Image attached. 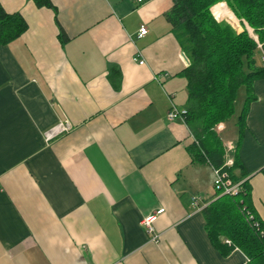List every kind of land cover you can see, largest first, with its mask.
Segmentation results:
<instances>
[{"label": "crops", "instance_id": "0c3cea01", "mask_svg": "<svg viewBox=\"0 0 264 264\" xmlns=\"http://www.w3.org/2000/svg\"><path fill=\"white\" fill-rule=\"evenodd\" d=\"M50 1L56 11L0 0L27 23L0 46V264H247L211 243L213 169L193 155L187 124L166 118L187 99L188 59L165 17L173 1ZM253 95L238 182L264 219V79Z\"/></svg>", "mask_w": 264, "mask_h": 264}, {"label": "trees", "instance_id": "16d2710c", "mask_svg": "<svg viewBox=\"0 0 264 264\" xmlns=\"http://www.w3.org/2000/svg\"><path fill=\"white\" fill-rule=\"evenodd\" d=\"M38 8L55 7L50 0H31ZM166 21L188 59L180 73L186 81L185 123L198 140L191 150L194 156L205 159L212 167L223 166L224 149L214 128L225 123L235 113V101L240 88L245 98L236 119L239 137L235 144L233 165L224 169L228 177L238 182L248 174L240 161L239 150L250 104L255 100L253 84L264 79L260 51L243 28L237 32L211 8L224 2L228 10L244 21L261 43H264V0H172ZM219 5V4H218ZM27 23L19 13H7L0 4V46L21 37ZM59 38L65 35L60 30ZM120 72L111 69L109 79L114 89L120 87ZM217 199L203 210L205 228L213 246L222 253L239 249L247 264H264V219H259L250 206V190L244 180L235 196L216 192ZM228 240L230 244H226Z\"/></svg>", "mask_w": 264, "mask_h": 264}, {"label": "built area", "instance_id": "2783aa9c", "mask_svg": "<svg viewBox=\"0 0 264 264\" xmlns=\"http://www.w3.org/2000/svg\"><path fill=\"white\" fill-rule=\"evenodd\" d=\"M224 8H225V3L223 4ZM213 13V12H212ZM232 14V13H231ZM214 15V14H213ZM233 16V14H232ZM234 17V16H233ZM214 18L217 20V17L214 16ZM235 18V17H234ZM223 20L227 21L228 24H230L234 29V22L226 17L222 18ZM228 19V20H227ZM148 30L146 28V26H141L139 29V33H138V38H142L147 34ZM255 43L257 45V49L260 52H263V43H260L258 41V39H255ZM135 61L139 64V65H143L144 61L143 60H139L137 58H135ZM261 62L264 66V54H262L261 56ZM186 108L184 109H179L177 108L175 105H171L168 113H167V120L169 122L175 121V120H179L182 123H185V119L184 116L186 115ZM218 131H221L223 129V125L219 124L216 126ZM61 131H67L69 130V125L65 124L61 126ZM56 131V130H55ZM51 132L50 134H48V137L53 136V134L55 133ZM193 144L197 147H199V142L197 139H195L193 137ZM223 149H224V164L222 167L216 169L214 167H212L208 162V164L212 167L213 169V173H214V181H213V188L215 190V192H219L222 195H229V196H235L239 193L240 189H241V185L242 182H234L232 181L226 171L224 169H228L233 165V159H234V155L236 152V146L234 143L232 142H227L223 144ZM198 199L197 198H193V204L196 205ZM153 217H147L142 221V224L147 228V231L149 233V235L151 236V240L153 242H157L158 239V235L155 234L154 228H153ZM226 244H230V242L228 240H225Z\"/></svg>", "mask_w": 264, "mask_h": 264}, {"label": "rangeland", "instance_id": "374dc122", "mask_svg": "<svg viewBox=\"0 0 264 264\" xmlns=\"http://www.w3.org/2000/svg\"><path fill=\"white\" fill-rule=\"evenodd\" d=\"M223 4H219V5H214L211 8V13L213 14H217L219 12V14L222 17H226L230 20H232L234 22V27L235 30L237 32H241L243 30V28L249 33L250 37H252L255 41V39H258L254 33L252 32V30L247 26V24L244 21H240L238 20L234 15V17L232 16L231 12L228 10V8H224V6H221ZM223 7V8H222ZM225 10L222 12V10ZM214 16V15H213ZM227 19V20H228ZM221 21H225V20H221ZM227 22V21H226ZM228 23V22H227ZM259 41V40H258ZM260 42V41H259ZM261 43V42H260ZM260 53V52H259ZM245 98V89L244 88H240L238 93H237V98L235 101V113L234 115L224 123V126L226 128V132L223 133L222 135H220V140L222 143L226 142L227 139L229 140H233L234 138H236V133H237V128H236V119L238 117V114L241 111L242 105H243V101Z\"/></svg>", "mask_w": 264, "mask_h": 264}, {"label": "bare ground", "instance_id": "6f19581e", "mask_svg": "<svg viewBox=\"0 0 264 264\" xmlns=\"http://www.w3.org/2000/svg\"><path fill=\"white\" fill-rule=\"evenodd\" d=\"M221 6H223V5H221ZM222 8H223V7H222ZM223 11H225V10L223 9L222 12H223Z\"/></svg>", "mask_w": 264, "mask_h": 264}]
</instances>
